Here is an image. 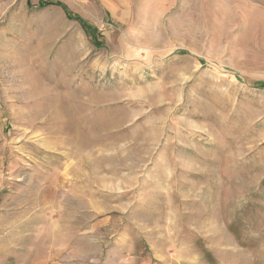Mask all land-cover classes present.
Listing matches in <instances>:
<instances>
[{
	"label": "rangeland",
	"instance_id": "obj_1",
	"mask_svg": "<svg viewBox=\"0 0 264 264\" xmlns=\"http://www.w3.org/2000/svg\"><path fill=\"white\" fill-rule=\"evenodd\" d=\"M0 264H264V0H0Z\"/></svg>",
	"mask_w": 264,
	"mask_h": 264
},
{
	"label": "trees",
	"instance_id": "obj_2",
	"mask_svg": "<svg viewBox=\"0 0 264 264\" xmlns=\"http://www.w3.org/2000/svg\"><path fill=\"white\" fill-rule=\"evenodd\" d=\"M46 6H51V4L47 3ZM29 8H33V6H29ZM88 31L91 34V36L94 38V40L96 41V44H97L98 43V40H97L98 35H96V33H94L92 29L91 30H88Z\"/></svg>",
	"mask_w": 264,
	"mask_h": 264
}]
</instances>
